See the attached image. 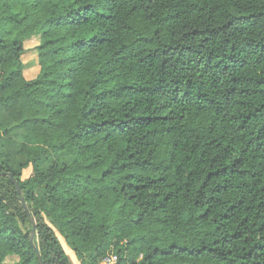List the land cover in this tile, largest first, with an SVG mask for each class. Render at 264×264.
<instances>
[{"label":"trees","instance_id":"trees-1","mask_svg":"<svg viewBox=\"0 0 264 264\" xmlns=\"http://www.w3.org/2000/svg\"><path fill=\"white\" fill-rule=\"evenodd\" d=\"M0 108V264H264V0H0Z\"/></svg>","mask_w":264,"mask_h":264},{"label":"rangeland","instance_id":"rangeland-1","mask_svg":"<svg viewBox=\"0 0 264 264\" xmlns=\"http://www.w3.org/2000/svg\"><path fill=\"white\" fill-rule=\"evenodd\" d=\"M38 39L37 37H34L32 39H29L28 42H26V47L27 49L25 50V54H24V61L25 62H31L32 64H26L25 65V71L24 74L26 76V78H31L33 77L37 71H38V66L36 63V53L34 51V46L37 44ZM32 65V66H31ZM0 123L3 125V127L7 128L10 130L9 136L5 137L4 141L7 142L9 139L13 140L15 142L19 141L21 139V131L14 127V125L12 124L11 120L8 118L7 114L4 112V110L2 108H0ZM10 145V150L11 152L15 151V147L14 145H12L9 142ZM16 155H14L13 157H15ZM16 159L20 160L21 158L19 156H16ZM31 174V167H28L26 169H24L22 171V178L25 179L27 178L29 175ZM0 194L9 201H13L15 199V195L13 192V188L10 184H8V182L6 181H0ZM43 194L42 190H37L36 191V195L38 197H41ZM16 214L18 213L19 209H13ZM32 218L34 219V222H45L48 223V221L46 220V218L43 215L40 216H32ZM18 219L22 224V220L21 218L18 216ZM49 226L51 227V230L53 232V234L56 236V238L58 239L60 245L62 246L63 251L66 253V255L68 256L69 262L70 264H80L79 261L77 260L74 252L71 250V248L66 244V242L64 241L63 237L59 234V232L52 227L50 224ZM16 257H8L7 261H12L15 260Z\"/></svg>","mask_w":264,"mask_h":264},{"label":"water","instance_id":"water-1","mask_svg":"<svg viewBox=\"0 0 264 264\" xmlns=\"http://www.w3.org/2000/svg\"><path fill=\"white\" fill-rule=\"evenodd\" d=\"M0 175H6V176L10 177L12 183L14 184V186H15L17 192H18V194L21 193V189H20V187H19L18 182H17V181L11 176L10 173H0ZM21 203H22V206H23L25 212L28 213L27 206H26L25 202L23 201V199L21 200ZM30 222H31V225H32V230H31V232H30L29 240H30V243H31L32 248L34 249V251H35V253H36V256H37V258H38V262H39V264H42V262H41V258H40V254H39V251H38V248H37V246H35L34 243H33V236H34V234H35V231H34L35 222H34V219H33L32 217H30Z\"/></svg>","mask_w":264,"mask_h":264},{"label":"built area","instance_id":"built-area-1","mask_svg":"<svg viewBox=\"0 0 264 264\" xmlns=\"http://www.w3.org/2000/svg\"><path fill=\"white\" fill-rule=\"evenodd\" d=\"M117 258L115 254H108L98 264H115Z\"/></svg>","mask_w":264,"mask_h":264}]
</instances>
